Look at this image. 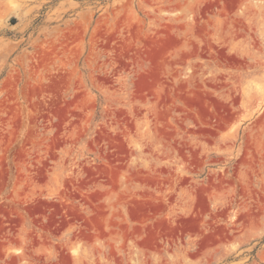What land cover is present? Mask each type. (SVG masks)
<instances>
[{"label": "rangeland", "instance_id": "rangeland-1", "mask_svg": "<svg viewBox=\"0 0 264 264\" xmlns=\"http://www.w3.org/2000/svg\"><path fill=\"white\" fill-rule=\"evenodd\" d=\"M0 264H264V0H0Z\"/></svg>", "mask_w": 264, "mask_h": 264}, {"label": "water", "instance_id": "water-1", "mask_svg": "<svg viewBox=\"0 0 264 264\" xmlns=\"http://www.w3.org/2000/svg\"><path fill=\"white\" fill-rule=\"evenodd\" d=\"M14 22H15V19H14V18H12V19H11V23H14Z\"/></svg>", "mask_w": 264, "mask_h": 264}]
</instances>
